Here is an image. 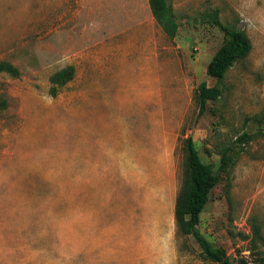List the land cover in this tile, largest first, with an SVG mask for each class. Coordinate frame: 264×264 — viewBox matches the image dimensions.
<instances>
[{"label":"rangeland","instance_id":"1","mask_svg":"<svg viewBox=\"0 0 264 264\" xmlns=\"http://www.w3.org/2000/svg\"><path fill=\"white\" fill-rule=\"evenodd\" d=\"M168 4L174 37L150 0H0V60L21 72L0 74V264H216L175 220L189 136L215 170L237 151L201 231L236 261L264 256V0ZM228 25L253 47L201 110Z\"/></svg>","mask_w":264,"mask_h":264},{"label":"trees","instance_id":"2","mask_svg":"<svg viewBox=\"0 0 264 264\" xmlns=\"http://www.w3.org/2000/svg\"><path fill=\"white\" fill-rule=\"evenodd\" d=\"M153 13L161 27L170 36L174 37L178 30L168 0H150ZM226 38L218 48L207 66V74L217 78V84L209 86L206 81L200 83L196 90V100L199 107L204 109L209 100L218 99L223 91L221 86L227 72L234 64L246 58L252 50V42L245 30L236 25L224 26ZM6 72L13 76H19L20 70L14 64L0 60V74ZM76 72L74 65H68L51 77L50 93L56 96L60 87L70 81ZM8 103L0 97V109L6 108ZM261 123L264 124V110L261 114ZM253 138L252 134L243 132L237 138V144L243 147ZM187 157L184 166V176L181 188L178 192L175 206V220L178 231L183 235H192L200 245L205 258L216 264H264V256L255 260L241 258L234 260L227 249L216 247L201 231L200 220L207 203L210 200L213 188L220 181V173L227 172L234 162L236 148L225 147L221 152V161L218 170L212 165L205 163L196 148L191 136L186 139L185 144ZM255 232L259 228L255 225Z\"/></svg>","mask_w":264,"mask_h":264}]
</instances>
